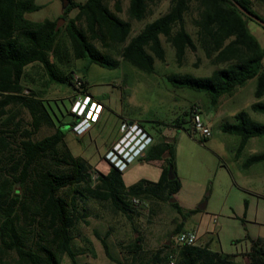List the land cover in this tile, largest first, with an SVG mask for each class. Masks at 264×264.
I'll use <instances>...</instances> for the list:
<instances>
[{"label": "trees", "instance_id": "obj_1", "mask_svg": "<svg viewBox=\"0 0 264 264\" xmlns=\"http://www.w3.org/2000/svg\"><path fill=\"white\" fill-rule=\"evenodd\" d=\"M65 1L64 23L54 29L58 17L40 21L24 17L42 7L34 0H0V264H61L62 254H66L70 264H78V254L95 255L87 236H80L83 246L74 249L75 223H87L78 201L107 202L113 212L130 217L139 205L132 198L139 202L168 201L180 187L176 176L168 179L166 175L168 165L174 171V142L160 136L154 138L149 132L152 141L139 159L160 161L155 181L139 179L126 185L122 171L116 167L108 166L101 172L82 156L73 155L63 141L65 132L61 127L67 125L71 129L78 118L70 113L69 121L56 126L52 112L43 102V90L26 85V66L37 65L47 84H66L70 90L79 81L84 89V80L73 75L75 60L85 59L88 64L108 69L126 61L153 74L155 60L163 61L165 57L163 37L172 47L177 64L182 62L186 50H200L214 66L207 75L168 72V91L184 89L197 93L192 104L199 107L203 102L214 110L223 96L253 79L255 99L249 109L264 113V47L248 30L247 20L251 18L236 6L264 21L251 8V0H168L165 12L144 22L133 34L130 19L142 20L150 7L161 0H128V19L119 16V0H114L112 8L109 0ZM71 10H75L74 14L67 16ZM186 17L191 31L186 27ZM29 81L33 83L32 78ZM191 105L186 112L188 134L194 133ZM20 109L29 115L25 124L18 117ZM233 117L232 122L220 123V128L238 137L237 150L249 138L264 136V123L253 120L247 111L238 110ZM175 125H179L177 119ZM42 126L55 130L34 139ZM251 162H264V151L250 155L243 165ZM170 205L180 212L176 201ZM182 230L183 223H177L173 236ZM106 234L95 232L104 255L121 263L111 254ZM139 241L133 237L127 246L130 262L141 261ZM10 252L14 254L11 260L7 258ZM242 254L247 264H264V243L251 239ZM171 255L174 264H238L233 260L236 254L212 250L207 244L183 245L168 251L159 248L139 264H167Z\"/></svg>", "mask_w": 264, "mask_h": 264}, {"label": "rangeland", "instance_id": "obj_2", "mask_svg": "<svg viewBox=\"0 0 264 264\" xmlns=\"http://www.w3.org/2000/svg\"><path fill=\"white\" fill-rule=\"evenodd\" d=\"M34 1L42 7L25 13V18L40 21L44 18L63 17L60 0ZM113 2L109 0L111 8ZM119 2V16L128 19V0ZM168 4V0H161L150 7L149 13L142 20L130 19V34L135 33L144 22L165 12ZM74 12L71 10L67 16H72ZM186 19V27L191 31L188 17ZM247 27L264 47L262 26L248 19ZM161 42L165 57L163 61L155 60L156 71L153 74L145 73L126 61H121L118 67L112 69L95 63L88 64L85 59L73 62L74 77L84 80V89L101 105V111L97 121L81 134H75L67 126L63 141L73 155L82 156L101 172L108 168L103 154L118 138L122 122L136 121L154 138L160 136L169 139V142L173 141L174 173L180 182L173 198L180 206V212L169 201L149 200L139 202L135 212L126 217L122 213L113 212L107 202L78 201V205L84 208L80 212L85 213L83 220L87 223L82 220L75 223L74 249L82 248L79 237L87 236L92 242L95 255L80 253L76 257L77 262L139 264L147 260L156 249H172V243L166 244V241L173 239L176 224L182 222L185 227L194 229L200 241L207 243L210 249L224 253L238 252L233 260L238 264H247L242 252L248 250L251 239H259L264 243V162H251L247 166L243 162L250 155L264 151V136L249 138L243 148L237 150L238 137L222 131L220 123L234 121L233 116L238 110H245L253 120L264 123L263 112L249 109L255 99L254 80L247 81L241 92L234 91L231 95L223 96L214 110L207 107L206 103L200 105L197 102L201 119L207 120L210 130V135L201 140L198 134H188L185 130L190 126L186 112L198 94L184 89L168 91L165 75L170 71L207 75L214 66L200 50H186L182 62L177 64L172 47L164 42L163 37ZM262 67L264 69V57ZM25 72L26 85L43 90V102L52 112L55 125L69 121L72 118V96L78 90L84 91L77 85V81L76 87L69 90L66 84H47L42 70L35 64L26 66ZM30 78L33 83H30ZM18 117L24 124L29 120L24 109L19 110ZM176 119L179 125H175ZM54 130V127L42 126L33 138L39 139ZM159 164V160L134 159L122 169V180L126 185L139 179L155 181L160 172ZM203 201L204 207L199 208ZM193 209L195 211L192 212ZM95 232L100 236L107 232L105 240L109 250L121 263L104 255ZM133 237H138L142 246L140 262H130L127 256V246ZM164 244L167 247H163ZM12 257L14 254L10 252L7 258L11 260ZM61 264H70L66 254L61 255Z\"/></svg>", "mask_w": 264, "mask_h": 264}, {"label": "built area", "instance_id": "obj_3", "mask_svg": "<svg viewBox=\"0 0 264 264\" xmlns=\"http://www.w3.org/2000/svg\"><path fill=\"white\" fill-rule=\"evenodd\" d=\"M78 86L79 81L76 82ZM79 92L72 96L70 113L77 117V122L72 126L71 131L81 134L91 123L96 122L101 111V105L87 93ZM191 128L198 134L201 140L210 135L209 127L202 121L199 107L192 104L190 108ZM120 135L116 141L107 148L103 158L109 166L116 167L122 171L132 160L143 155L144 150L152 141V136L136 121L122 122ZM133 203L138 204L136 198ZM198 244V236L193 230H182L177 232L172 241V247L177 249L183 245ZM167 264H174V257L171 255Z\"/></svg>", "mask_w": 264, "mask_h": 264}, {"label": "water", "instance_id": "obj_4", "mask_svg": "<svg viewBox=\"0 0 264 264\" xmlns=\"http://www.w3.org/2000/svg\"><path fill=\"white\" fill-rule=\"evenodd\" d=\"M60 1H61V8H62V10H63V8L67 5V1H65V0H60ZM236 6H237V8H238L242 13H244V14L247 15L249 18H251L252 20H254L255 22H257L258 24H260L261 26L264 27V21H263L262 19L258 18V17L255 16L254 14H252V13L246 11V10L243 9L241 6H239V5H236ZM63 21H64V18H63L62 16H61V17H58V18L56 19L54 29H57V28L60 26L61 22H63ZM66 128H67V125H64V126H62L61 129H62L63 131H65ZM164 156H166V154H164ZM166 175H167V178H168V179H173V178L175 177V173H174V171L172 170V168H171L169 165H168V168H167ZM168 201H169V202H174L175 199H174L173 197H170V198L168 199ZM204 204H205V201H203L202 204L199 205V208H203V207H204ZM167 243H168V241H166V244H167Z\"/></svg>", "mask_w": 264, "mask_h": 264}, {"label": "crops", "instance_id": "obj_5", "mask_svg": "<svg viewBox=\"0 0 264 264\" xmlns=\"http://www.w3.org/2000/svg\"><path fill=\"white\" fill-rule=\"evenodd\" d=\"M251 8L255 11V12H258V14L262 17V16H264V0H251ZM262 18H264V17H262ZM261 46V45H260ZM263 68V67H262ZM242 88L243 87H239L237 90H235L236 92H241L242 91ZM235 92V93H236ZM202 121L209 127V125H208V122H207V120H205V119H202ZM169 140V139H168ZM109 166V165H108ZM108 169V168H107ZM106 169V170H107ZM175 201H176V199H175ZM177 202V201H176ZM178 204V203H177ZM183 230H193V231H195L194 229H192V228H187V227H185L184 226V223H183ZM196 232V231H195ZM196 234H197V232H196ZM197 236H198V234H197ZM174 237V236H173ZM172 241H173V239L171 240V243H172ZM169 242V241H168ZM234 242H236V240L234 241ZM170 243V242H169ZM198 244H207V243H205V242H203V241H200V238H199V236H198ZM217 251H220V250H217ZM245 251H247V250H245ZM244 251V252H245ZM222 252V251H221ZM229 254H236V256H237V254H238V252H236V253H229ZM244 256V255H243ZM235 257V256H234ZM233 257V258H234ZM245 257V256H244ZM247 260V259H246ZM146 261V260H145Z\"/></svg>", "mask_w": 264, "mask_h": 264}, {"label": "flooded vegetation", "instance_id": "obj_6", "mask_svg": "<svg viewBox=\"0 0 264 264\" xmlns=\"http://www.w3.org/2000/svg\"><path fill=\"white\" fill-rule=\"evenodd\" d=\"M71 128H72V126H71ZM120 135V134H119ZM119 137V136H118Z\"/></svg>", "mask_w": 264, "mask_h": 264}]
</instances>
